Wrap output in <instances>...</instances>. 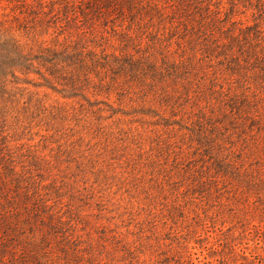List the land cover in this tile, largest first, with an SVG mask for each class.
Returning a JSON list of instances; mask_svg holds the SVG:
<instances>
[{
    "label": "trees",
    "instance_id": "obj_1",
    "mask_svg": "<svg viewBox=\"0 0 264 264\" xmlns=\"http://www.w3.org/2000/svg\"><path fill=\"white\" fill-rule=\"evenodd\" d=\"M254 6L263 19L264 0ZM237 9L218 0H0V264H118L81 244L54 173L63 156L64 172L72 163V176L84 172L80 133L107 135L109 120L185 128L220 170L261 193L259 114H247V97L215 89L221 66L264 71V27ZM215 93L218 114L208 100ZM191 99L199 111L189 124L178 108ZM228 126L257 127L247 152L223 146Z\"/></svg>",
    "mask_w": 264,
    "mask_h": 264
},
{
    "label": "rangeland",
    "instance_id": "obj_2",
    "mask_svg": "<svg viewBox=\"0 0 264 264\" xmlns=\"http://www.w3.org/2000/svg\"><path fill=\"white\" fill-rule=\"evenodd\" d=\"M218 1L225 6L236 2L237 18L250 24L261 21L264 27L256 0ZM261 36L263 45L264 31ZM241 63L245 66L239 73L218 68L215 89L224 86L226 99L234 93L247 97V114H259V126L264 127V71ZM217 95L208 99L215 114L221 105ZM193 101L178 108L184 123L191 124L199 111ZM135 119L125 116L113 124L109 120L107 135L80 133L78 148L90 154L81 174L72 176L75 163L64 172L65 156L54 169L65 182L60 201L70 203L61 207L71 208L73 222L78 220L81 244L93 249L96 257L118 264H264V189L258 194L229 172L233 170H220L191 131L155 125V118L132 122ZM254 134L256 126L245 132L228 126L223 146L247 152ZM35 141H40V150L50 143L40 137ZM43 152L49 154V147ZM122 248L140 255L141 262L126 256Z\"/></svg>",
    "mask_w": 264,
    "mask_h": 264
}]
</instances>
